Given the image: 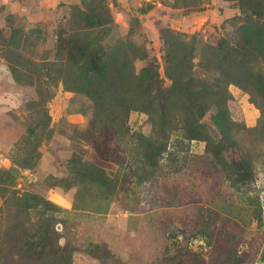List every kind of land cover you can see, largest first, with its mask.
<instances>
[{"label": "rangeland", "instance_id": "1", "mask_svg": "<svg viewBox=\"0 0 264 264\" xmlns=\"http://www.w3.org/2000/svg\"><path fill=\"white\" fill-rule=\"evenodd\" d=\"M58 249L264 264V0H0V264Z\"/></svg>", "mask_w": 264, "mask_h": 264}, {"label": "trees", "instance_id": "2", "mask_svg": "<svg viewBox=\"0 0 264 264\" xmlns=\"http://www.w3.org/2000/svg\"><path fill=\"white\" fill-rule=\"evenodd\" d=\"M189 90L183 92V97H181V100L183 101V113H182L180 119H181V122L184 123L186 129H187V126L190 125L191 121L194 124H196V126L200 125L199 121L201 120L202 116H204V108H201L200 110L198 108V110H199V113L197 115L198 118L195 119L192 116V110L193 109L185 107V100H184L185 96L187 95L189 97V99H190V97L193 99L192 93H191L192 90L191 89H189ZM164 91H168V90H165V89L159 90L158 92H160V93L158 95H161V93L164 92ZM189 132H190V128H189ZM190 135L191 136H195V134H193V133H191ZM79 172L82 173V174H86L87 173L86 170H81ZM115 185H116V181H115ZM145 210H147V209L143 208L141 212H143ZM66 251H67L66 249H63V250L62 249H58V250H56L55 257H54V263L55 264H72V255L68 256V254H67L68 251L67 252ZM57 260H58V262H57Z\"/></svg>", "mask_w": 264, "mask_h": 264}]
</instances>
